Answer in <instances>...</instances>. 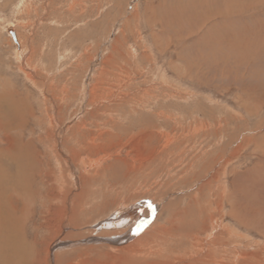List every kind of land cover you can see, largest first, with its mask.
<instances>
[{
    "label": "rangeland",
    "instance_id": "rangeland-1",
    "mask_svg": "<svg viewBox=\"0 0 264 264\" xmlns=\"http://www.w3.org/2000/svg\"><path fill=\"white\" fill-rule=\"evenodd\" d=\"M0 110L8 184L26 166L23 149L33 158L22 232L25 261L40 258L29 264H56L50 240L77 238L74 228L132 202L139 215L151 205L137 232L158 213L162 226L173 222L167 260L107 244L54 260L264 263V0H0ZM12 193L0 196L8 215L23 203ZM226 194L257 216L254 228L231 217ZM214 229L226 252L204 258L203 244L198 256L192 237L211 242Z\"/></svg>",
    "mask_w": 264,
    "mask_h": 264
},
{
    "label": "bare ground",
    "instance_id": "bare-ground-1",
    "mask_svg": "<svg viewBox=\"0 0 264 264\" xmlns=\"http://www.w3.org/2000/svg\"><path fill=\"white\" fill-rule=\"evenodd\" d=\"M207 1V0H206ZM196 3V2H195ZM209 4V3H208ZM194 6V5H193ZM205 7V6H204ZM195 8V7H194ZM239 10V9H238ZM173 11V10H172ZM202 12V11H201ZM225 17V15L223 16ZM202 18V17H201ZM203 18H206L203 17ZM202 18V19H203ZM217 18V17H216ZM229 18V17H228ZM207 19V18H206ZM210 19V18H209ZM225 19V18H223ZM235 19V18H234ZM225 21V20H223ZM222 21V22H223ZM229 21V20H228ZM219 22V21H218ZM241 25V24H240ZM11 31V30H10ZM211 32V31H210ZM13 33V32H12ZM14 34V33H13ZM12 35V34H11ZM15 36V35H14ZM14 38V37H13ZM15 40V38H14ZM204 41V40H203ZM19 43V39H18V42ZM183 46V45H182ZM20 51H19V58L21 56H23L25 59H23L22 57V60L25 61L27 59V56L29 53L27 52H23L22 49L20 47V44H19V48H18ZM30 57V56H29ZM29 59V58H28ZM26 63V62H25ZM188 69V68H187ZM193 74V73H192ZM188 75L189 78H193L191 75ZM200 74V73H199ZM31 77V76H30ZM34 77V76H33ZM200 77H197V79H199ZM196 79V78H195ZM35 80V78H34ZM35 82V81H34ZM206 84V83H205ZM245 85H242L240 88L241 89H245L244 88ZM250 86V85H249ZM246 87V86H245ZM248 87V86H247ZM52 89V88H51ZM250 91V89H249ZM209 102V101H208ZM200 104V103H199ZM8 106V104H7ZM200 108H203L205 109L206 107H203L201 106L200 104ZM1 112V110H0ZM251 113V111L249 112ZM197 129V128H196ZM262 137V136H261ZM200 138V137H198ZM244 138V137H243ZM263 140L262 142H264V135H263ZM110 139V138H109ZM94 140V139H93ZM108 140V139H107ZM201 140V139H199ZM92 141V140H91ZM8 142V140H7ZM202 142V141H200ZM93 143V141H92ZM202 144V143H201ZM28 146V145H27ZM83 147V146H82ZM202 147V146H201ZM67 149V148H65ZM84 149V148H83ZM220 149V148H219ZM2 150V149H0ZM3 151L5 152V150L3 149ZM71 151V150H70ZM3 152V153H4ZM20 152V151H19ZM2 153V154H3ZM1 154V153H0ZM21 156H24L25 159H24V163H26V166L23 168V167H20L18 171L15 172V176L17 177V183L14 184V185H10L8 184V182L4 179V178H8V171L5 170V169H0V180H2V177H3V180H5L7 183L3 185H0V196L2 199L6 200V198H9V195H15L14 193L12 192H17L19 189L22 191V193L17 197L20 198V201L23 202L21 203V207L19 209V211H15L16 208H15V204H13V202L11 201V213L8 215V211H6L5 209V203L2 204L0 203V264H29V262L33 263V261H39L37 260L38 256L36 254L35 251H33V259L32 261H25V258H27V248L26 247L27 244L26 241L24 240V237H23V225H24V222H25V210L27 209L26 206H25V203H24V200L27 198V196L29 195V183H27V179H30V176H31V167H28L30 164H29V160L31 161V157H27L28 156V153H26V150L23 149L22 153H20ZM27 154V155H26ZM61 154V153H60ZM215 154V153H214ZM6 155V154H4ZM73 156V155H72ZM262 158L264 159V156H262ZM17 160V159H16ZM22 160V158H21ZM94 160V159H93ZM20 161V160H19ZM33 161V160H32ZM261 156H257V163H256V168L258 166V164L261 162ZM89 162V161H88ZM93 162V161H92ZM22 163V162H21ZM33 163V162H32ZM94 163H98V161H94L93 163H90L86 169H89L90 167L93 166ZM86 164H84L85 166ZM22 166V165H21ZM255 166V165H254ZM22 169V170H21ZM85 169V170H86ZM29 171L30 173L28 174V172L26 171ZM98 170H96L95 172H97ZM33 172V171H32ZM94 172V174H95ZM86 173V171H85ZM246 175V174H245ZM77 177V176H76ZM19 178V179H18ZM69 178V177H68ZM71 180H72V177H71ZM78 180V178L76 179ZM1 182V181H0ZM78 182V181H77ZM91 183V181H89ZM13 183V181H12ZM87 183V182H86ZM205 183V182H204ZM84 184V183H83ZM89 185V183H87ZM222 184V183H221ZM216 185V184H215ZM250 186V185H249ZM229 187V186H228ZM86 188V187H85ZM225 188V187H224ZM248 188V187H247ZM73 189V188H72ZM252 189L249 187V190ZM8 190H9V195H8ZM262 191V190H261ZM238 192V191H237ZM236 192V193H237ZM12 193V194H11ZM248 193V192H247ZM17 194V193H16ZM75 194V193H74ZM234 194V193H233ZM26 195V196H25ZM231 196L232 194H226V197L227 200L230 202L231 204V217L234 219H236L239 223H241V225L243 226H246V225H249V226H253V228L255 227L254 222L252 220L251 217H253L254 219H257V216L253 213L252 215H248L245 211L243 210H239V208L237 209V207H235L233 205V202L231 200ZM74 198V197H73ZM82 198V197H81ZM234 198V196L232 197ZM11 199V198H10ZM78 199V198H75V200ZM80 199V198H79ZM83 199V198H82ZM235 199V198H234ZM241 199V197H240ZM243 199V198H242ZM67 201H71V199H68L66 198ZM85 200V199H84ZM81 202V201H79ZM16 203V202H14ZM77 203V201H76ZM80 204V203H79ZM27 205V204H26ZM134 202L130 203V204H127V205H120V206H117L116 210L113 211L112 213L110 214H98V216H94L90 219H88V221H86L82 226L81 228L77 229V228H74L75 231L80 230L81 232V236L77 237V238H74V239H70L68 238L67 236H62L61 237H58V238H54L52 240H50V242L48 243L49 245L47 246L48 247V250L50 252H52L51 254L53 255V258H52V262L53 261H56V264H58V256L56 254H59L60 252L59 251H63V249H67V248H71V247H77V246H81V245H85L87 246L88 244H107L109 246H118L120 248H117L118 250L120 251H123V252H137L139 250H141V252L145 253L148 255L147 252H149V254H152V255H155L157 258H162L164 257L165 259L166 258H169L167 257V253L168 252H172V250L174 251V247L176 245H178L177 241H174L173 245L169 243V241L167 240L168 237L172 238V226L173 225V222H172V226L171 227H164L162 226L160 223V221H164L163 219L161 220V217L159 218L158 215H160L158 213L156 217V219H154L145 229L144 228H140L139 231H135L133 226H135L136 224H140L142 219H140V217L142 218V216L144 217V222L145 220L148 219L149 215H148V209L150 208L151 205H148L147 207H144L141 206V207H144L143 209V212H142V215L139 213L141 212H137V207L134 206ZM138 205V204H137ZM44 206V205H43ZM76 207V205H75ZM81 207V205H80ZM190 207V206H189ZM68 208V207H67ZM78 208V206H77ZM152 208V207H151ZM161 208V207H160ZM172 208V207H171ZM162 209V208H161ZM170 209V207H169ZM215 209V208H214ZM152 210V209H151ZM159 210V209H158ZM161 212V210H159ZM158 211V212H159ZM82 212V211H80ZM111 212V211H110ZM15 213L18 215V216H15ZM152 213V212H151ZM151 213H149L151 215ZM200 213V212H199ZM77 214V213H76ZM164 214V211L162 212L161 215ZM57 215V214H56ZM97 215V214H96ZM213 215V214H212ZM262 215V214H261ZM76 218V217H75ZM264 219V217H262ZM168 220V219H167ZM171 220V219H170ZM169 220V221H170ZM17 221H21V222H17ZM28 222V221H27ZM79 222V221H78ZM187 222V221H186ZM236 222V221H235ZM149 223V222H148ZM170 223V222H169ZM222 223V222H221ZM252 223V224H250ZM27 224V223H26ZM167 224V223H166ZM77 225V224H76ZM16 226H19L18 228ZM166 226V225H165ZM30 227V226H29ZM194 227L196 228L195 231H199L201 229V226H198V225H194ZM65 228V231L70 229L69 225L66 224V226H64ZM199 228V229H197ZM264 228V226H263ZM181 229V227H180ZM222 229L225 231L226 230V235L228 237H231L230 234L231 231H229V229L227 227H223L222 226ZM229 233H228V231ZM30 230V229H29ZM184 230V229H183ZM223 231V232H224ZM71 232V231H70ZM83 232V233H82ZM73 233V232H72ZM197 233V236H194V238L192 237V239L194 240L193 243L195 245H200V242H201V249L197 250L196 249V252H198V256L199 254H201L204 250V246L203 244H209L208 245V248L204 251L205 253H203L204 255V258L205 256H207V253L210 252L209 249L212 251V252H219V251H223L225 250L224 247H225V244L223 242H218L219 239L218 237L216 236L217 234H220V232L216 233L215 229L213 230V232L210 234L212 235V240L211 242H207L205 241L206 239H201L199 236H198V233L199 232H196ZM27 234V232H26ZM63 234V233H62ZM181 234V233H180ZM205 234V233H204ZM72 235V234H71ZM183 235V234H182ZM193 235V234H192ZM208 235V234H207ZM28 236V235H27ZM70 236V235H69ZM185 236V235H184ZM183 236V237H184ZM223 236V235H222ZM35 237V236H34ZM225 238V237H224ZM187 239V238H186ZM218 239V240H217ZM33 240V239H32ZM170 240V239H169ZM233 240V239H232ZM30 241V240H29ZM28 241V242H29ZM168 241V242H167ZM172 241V240H170ZM225 241V240H224ZM227 242V241H226ZM31 243V242H30ZM125 243V244H124ZM181 243V242H180ZM192 243V241H191ZM228 243V242H227ZM235 243V242H234ZM239 243V242H238ZM124 244V245H123ZM233 244V243H232ZM240 244V243H239ZM29 245V244H28ZM31 245V244H30ZM106 245V246H107ZM120 245V246H119ZM164 245H169L168 246V249L167 251L165 252V254L163 253L162 251V247ZM238 246V244H236ZM247 245V244H245ZM102 246V245H101ZM173 246V248H171ZM249 246V245H248ZM32 247V246H31ZM108 247V246H107ZM256 247V245H255ZM260 247V246H259ZM166 248V247H165ZM198 248V247H196ZM253 248V247H252ZM257 248V247H256ZM35 249V247H34ZM33 249V250H34ZM73 249V248H72ZM92 249V247H90L89 249H85L83 250L82 252L85 253L86 251ZM112 249V248H111ZM109 249V250H111ZM116 249V250H117ZM178 249V248H177ZM29 250V249H28ZM47 250V251H48ZM69 250V249H68ZM67 250V251H68ZM208 250V251H207ZM233 250V249H232ZM255 250V249H254ZM258 250V249H257ZM256 251V250H255ZM254 251V252H255ZM59 252V253H58ZM66 252V251H65ZM140 251L139 253L142 254ZM226 252V250L224 251ZM258 252V251H257ZM46 253V252H45ZM127 253V254H128ZM250 253V252H249ZM259 253V252H258ZM70 254V253H69ZM120 254V253H119ZM206 254V255H205ZM61 255V253H60ZM63 255V254H62ZM61 255V257H62ZM66 255V253H65ZM110 255V254H109ZM251 255V253L249 254ZM264 255V254H263ZM47 256H48V253H47ZM50 256V255H49ZM48 256V258H49ZM56 257V260H54V257ZM132 256V254H131ZM133 256H136L133 260H132V264H140L139 262V258L140 260L142 261L141 259V256H145V255H134ZM150 256V255H149ZM252 256V255H251ZM250 256V257H251ZM255 256V255H253ZM252 256V257H253ZM18 257V258H17ZM61 257L59 258V260L61 259ZM66 257V256H65ZM65 257H63L62 259H64ZM195 257V256H194ZM235 257V256H234ZM245 257V255H244ZM260 257V256H259ZM30 258V257H29ZM40 258V257H39ZM38 258V259H39ZM77 258V257H76ZM129 258V257H128ZM147 258V257H146ZM199 258V257H197ZM257 258V257H256ZM261 258H262V254H261ZM42 259V258H41ZM44 259V258H43ZM67 259V258H66ZM65 259V260H66ZM69 259V258H68ZM136 259L138 261H136ZM145 259V258H144ZM177 259H180L179 257H176V260ZM233 259V257H232ZM243 259V258H241ZM247 259V258H246ZM263 259V258H262ZM27 260V259H26ZM167 260V259H166ZM204 260V259H203ZM203 260H200V259H197V260H194L192 263H189V264H194L195 262H197L196 264H202L203 263ZM251 260V259H250ZM256 260V259H255ZM255 260H253L255 262ZM61 261L60 260V264H61ZM181 261V260H180ZM186 261V259H185ZM205 261V260H204ZM221 261H222V258L219 259V264H221ZM259 261V260H258ZM257 261V262H258ZM26 262V263H25ZM41 262V261H40ZM38 262V263H40ZM50 262V261H49ZM68 262V261H67ZM144 262V261H143ZM148 262V261H147ZM147 262H145V264H148ZM188 262H190V260H188ZM234 262V261H233ZM71 263V262H70ZM131 263V261H130ZM171 263V262H170ZM177 263V261H176ZM259 263V262H258ZM263 263V262H262ZM69 264V262L67 263ZM124 264H127V263H124ZM144 264V263H143ZM150 264H158L157 262H152ZM161 264V263H160ZM165 264H169V263H165ZM174 264V263H172ZM205 264V263H204ZM231 264V263H230ZM248 264V263H247ZM251 264H252V261H251ZM264 264V263H263Z\"/></svg>",
    "mask_w": 264,
    "mask_h": 264
},
{
    "label": "water",
    "instance_id": "water-1",
    "mask_svg": "<svg viewBox=\"0 0 264 264\" xmlns=\"http://www.w3.org/2000/svg\"><path fill=\"white\" fill-rule=\"evenodd\" d=\"M12 34V36L15 38L14 34L12 32H10Z\"/></svg>",
    "mask_w": 264,
    "mask_h": 264
}]
</instances>
